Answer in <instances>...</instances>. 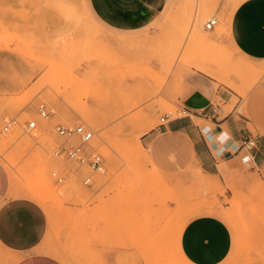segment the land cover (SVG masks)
<instances>
[{"label": "rangeland", "instance_id": "obj_1", "mask_svg": "<svg viewBox=\"0 0 264 264\" xmlns=\"http://www.w3.org/2000/svg\"><path fill=\"white\" fill-rule=\"evenodd\" d=\"M241 1L184 0L178 14L172 11L150 33L119 36L118 47L99 29L89 23L81 26L82 20L74 18L70 32L56 33L46 45L28 34L0 36V41L21 43L20 55L43 69L37 83L6 102L17 113L0 116V164L10 181L9 196L38 194L39 200H32L48 217L40 252L63 264H105L102 256L109 252H116L114 264H185L177 252L176 234L197 210L216 208L224 217L240 221L245 230L264 227V195H257L262 188L253 185L227 200L224 189L198 184V170L192 166L176 182L169 170L151 159L163 153L144 141V134L158 127L161 118L185 115L161 96L170 78L201 71L242 97L264 84V63L245 61L228 41L226 25ZM223 11L228 13L225 22ZM210 18L217 22L206 30ZM44 46L47 49H32ZM39 103L55 114L41 119L36 112ZM11 119L16 125L3 131ZM27 121H36L37 128L25 131ZM58 123L82 124L94 132L89 149L104 159L103 174L54 155L63 143L53 130ZM181 153L189 156L185 149ZM191 174L196 177L194 189ZM146 201L152 209L157 207L156 215L163 211L157 221L152 218L155 212L147 213ZM222 204L229 208L222 209ZM144 208L155 221L151 224L157 223L155 229L142 224L147 236L138 229L146 217L144 212L140 218ZM12 258L0 250V264H11Z\"/></svg>", "mask_w": 264, "mask_h": 264}, {"label": "crops", "instance_id": "obj_2", "mask_svg": "<svg viewBox=\"0 0 264 264\" xmlns=\"http://www.w3.org/2000/svg\"><path fill=\"white\" fill-rule=\"evenodd\" d=\"M183 2L0 0V36L28 34L46 45L56 33L70 32L74 18L82 20L81 26L89 23L99 29L117 46L119 36L150 33L172 11L178 14ZM220 14L225 22L228 13ZM226 26L236 54L263 64L264 0L241 1ZM21 45L0 41V116L16 114L6 102L32 87L43 73L40 65L20 55ZM161 96L185 115L176 120L167 116L162 127L144 134V141L163 153L151 155L154 163L169 170L176 182L187 176L186 167L196 168L198 184H208L213 191L224 189L227 200L253 185L262 188L257 195H264V84L251 87L242 97L215 76L192 70L179 80L170 78ZM247 141L250 144L244 146ZM190 178L194 189L195 174ZM10 194L8 174L0 164V250L15 258L14 264H63L39 251L48 230L45 210L28 197ZM218 199L224 203V197ZM20 205L31 210L23 223L15 211ZM228 208L222 204V209ZM176 248L188 264H264V227L245 230L240 221L224 217L216 208L200 209L177 231ZM116 257V252L102 256L105 264H114Z\"/></svg>", "mask_w": 264, "mask_h": 264}, {"label": "built area", "instance_id": "obj_3", "mask_svg": "<svg viewBox=\"0 0 264 264\" xmlns=\"http://www.w3.org/2000/svg\"><path fill=\"white\" fill-rule=\"evenodd\" d=\"M217 20L215 18L208 19L204 28L206 30H211L216 25ZM36 112L41 119H48L55 114V111L49 109L44 103H39L36 108ZM167 117L160 119L158 128L162 127L166 122ZM13 125H16V120H9L6 122L3 131H7ZM37 128L36 121H27L24 124V130L28 133ZM55 134L63 139V143L58 146L54 151V155L64 160L73 162L78 167H86L90 171L103 174L105 171L104 159L100 154L94 150H90V143L93 139L94 132L85 127L82 124L73 126H64L61 124H55L53 126ZM250 142H243V145H249ZM62 179L58 178L60 182ZM83 185L88 186V180H83Z\"/></svg>", "mask_w": 264, "mask_h": 264}, {"label": "bare ground", "instance_id": "obj_4", "mask_svg": "<svg viewBox=\"0 0 264 264\" xmlns=\"http://www.w3.org/2000/svg\"><path fill=\"white\" fill-rule=\"evenodd\" d=\"M82 5H83V4H82ZM77 17H78V16H77ZM96 27H97V26H96ZM93 34H94V33H93ZM92 36H93V35H92ZM2 38H3V37H2ZM7 38H9V35H8ZM92 38H93V37H92ZM15 39H16V38H15ZM9 40H10V39H9ZM9 40H8V41H9ZM2 41H4V40H2ZM60 41H61V40H60ZM9 42H10V41H9ZM62 42H63V41H62ZM60 43H61V42H60ZM4 46H5V45H4ZM125 46L127 47V45H125ZM117 47H118V45H117ZM120 47H121V46H120ZM93 54H94V53H93ZM79 60H80V59H79ZM78 62H79V61H78ZM77 64H78V63H77ZM96 121H97V120H96ZM92 126H93V125H92ZM2 157H3V156H2ZM4 157H5V156H4ZM5 160H6L9 164H13L10 160H7L6 158H5ZM14 164H15V162H14ZM10 167H11V166H10ZM11 169H12V168H11ZM36 170H37V168L34 169V171H36ZM39 170H40V169H39ZM33 173H34V172H33ZM29 179H30V178H29ZM33 179H35V178L33 177ZM39 179H40V178H39ZM42 181H44V180H42ZM39 183H40V182H39ZM26 186H27V185H26ZM36 186H37V185H36ZM39 187H40V186H39ZM25 188H26V187H25ZM28 188H29V187H28ZM28 188H27V189H28ZM29 189L32 190L31 186H30ZM10 190H11V189H10ZM31 192H32V191H31ZM138 192H140V191H138ZM28 193H29V192H28ZM156 194H157V193H156ZM160 194H161V193H160ZM25 195L28 196V197H30L31 200H32V198H34V199L37 198V199L39 200V195L36 194V193H33V192H32V193H30V194H25ZM45 196H47V195H45ZM146 196H147V195H146ZM159 196H160V195H159ZM161 197H162V195H161ZM42 198H44V197L42 196ZM27 199H28V198H27ZM144 199H145V198H144ZM44 200H45V198H44ZM144 201H145V200H144ZM158 201H160V200H159V197H158ZM158 201L155 200V202H157V203H158ZM162 201H163V199H162ZM149 203H151V201H150ZM145 204H147V201L145 202ZM145 204H144V205H145ZM158 204H160V203H158ZM158 204H156V205L158 206ZM147 205H148V206H146V208L148 207L149 211H148L146 208H144L145 211H143L142 214L140 215V210H139V214H138V215H140V218H141V216L144 214V212L146 213V210H147V213L150 212V211L152 212V213H150L151 215L154 214V212H155V217H153V215H152V218H155V220H156V218L158 217L157 220L160 219V214H162L163 211L161 210V212H160L159 210H157V211L159 212V215H158V214L156 215V209H157V207H156L155 209L153 208V209L155 210V211H153V209L151 208V206L149 207V204H147ZM140 206H143V202H142V205H140ZM135 207H136V206H135ZM144 207H145V206H144ZM161 207H163V203H162V202H161V204H160V208H161ZM150 208H151V209H150ZM140 209H143V208L140 207ZM162 209H163V208H162ZM158 212H157V213H158ZM147 213L145 214L146 217H144V218L142 217V218H143L142 221H139V223L141 222V223H140L141 226H142V224H144V226L147 225V224L150 225V224L154 221V220H153V221L151 220V219H152L151 216H149V214H147ZM143 216H144V215H143ZM138 218H139V217H138ZM140 218H139V220H141ZM162 219H163V218H162ZM157 220H156V221H157ZM154 223H155V221H154ZM154 223H153V224H154ZM158 223H159V221H158ZM153 224H151L150 226H151L152 228H153V226H154L153 229H155V226L157 225V223H156V225H153ZM138 225H139V224H138ZM140 225H139L140 228H138V229H140V231H144V234L146 235L147 232H145V231H147V228H146V230H144V229H143V226H142V229H141V226H140ZM152 225H153V226H152ZM145 227H148V226H145ZM151 227H150V228H151ZM151 230H152V229H151ZM136 231H137V230H136ZM150 233L152 234V231H150ZM146 236H147V235H146ZM140 237H141V236H140ZM136 238H138V237H136ZM145 238H146V237H145ZM236 238H237V237H236ZM139 240H140V238H139ZM143 240H144V239H143ZM235 240H236V239H235ZM59 249H60V248H59ZM144 249H146V248H144ZM177 252H178V250H177ZM63 253H64V252H63ZM178 253H179V252H178ZM59 254H60V253H59ZM179 255H180V254H179ZM1 256H2V255H1ZM258 256H260V255H258ZM2 257H3V256H2ZM180 257H181L182 261H183L185 264H188V262H187L182 256H180ZM11 258H12V257H11ZM257 258L259 259V258H261V257H257V256H256V259H257ZM7 259H8V258H7ZM14 259H15V258H14ZM261 259H262V258H261ZM9 260H11V259L9 258ZM7 262H9V261H7ZM12 262H13V264H14V260H13V258H12L11 264H12Z\"/></svg>", "mask_w": 264, "mask_h": 264}, {"label": "snow or ice", "instance_id": "obj_5", "mask_svg": "<svg viewBox=\"0 0 264 264\" xmlns=\"http://www.w3.org/2000/svg\"><path fill=\"white\" fill-rule=\"evenodd\" d=\"M15 211L20 218L21 223H23L24 218L30 213L31 210L26 205H20L15 208Z\"/></svg>", "mask_w": 264, "mask_h": 264}]
</instances>
